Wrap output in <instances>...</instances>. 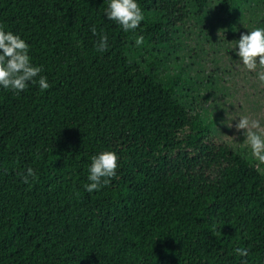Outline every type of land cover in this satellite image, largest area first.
Masks as SVG:
<instances>
[{"label":"trees","instance_id":"obj_1","mask_svg":"<svg viewBox=\"0 0 264 264\" xmlns=\"http://www.w3.org/2000/svg\"><path fill=\"white\" fill-rule=\"evenodd\" d=\"M137 2L144 20L125 32L109 0H0V25L50 84L0 87V264H264V172L157 72L192 7ZM249 2L221 0L235 12ZM103 151L118 155L117 175L89 193Z\"/></svg>","mask_w":264,"mask_h":264},{"label":"rangeland","instance_id":"obj_2","mask_svg":"<svg viewBox=\"0 0 264 264\" xmlns=\"http://www.w3.org/2000/svg\"><path fill=\"white\" fill-rule=\"evenodd\" d=\"M188 3L194 15L159 56L158 75L163 80L176 79L180 84L176 92L184 106L264 172V164L251 156L243 130L235 128L242 115L259 120L264 127V84L257 77L261 69L247 70L238 56V45L234 49L242 34L264 28V0H252L236 12L222 6L221 0H209L201 10L191 0ZM228 116L235 118L232 128L223 123Z\"/></svg>","mask_w":264,"mask_h":264},{"label":"clouds","instance_id":"obj_3","mask_svg":"<svg viewBox=\"0 0 264 264\" xmlns=\"http://www.w3.org/2000/svg\"><path fill=\"white\" fill-rule=\"evenodd\" d=\"M106 15L109 20L118 23L125 32H134L144 20V13L137 0H109ZM90 31L98 37L96 50L106 52L109 48L107 34L98 32L95 25L91 26ZM217 35L220 39L221 29ZM143 43V35L138 36L135 40L136 46ZM237 45V53L244 67L249 71H256L259 66L261 71L257 73V77L264 84V28L256 27L250 30V33L242 34L234 49ZM29 49V44L20 35L5 31L4 26L0 25V50H2L0 51V87L13 90L17 94L26 90L29 83L38 84L41 91L50 87L47 77L41 75L42 66L32 63ZM234 119L228 116L223 123L232 128ZM235 128L238 132L243 130L245 141L255 161L264 164V127L261 126L260 121L242 115ZM118 160L119 157L114 151H103L93 155L89 166V183L85 185L86 191L91 193L110 183L117 175ZM22 176L23 182L29 183L30 179L36 177V172L32 167H28ZM235 252L242 257L248 255L247 249L236 248ZM244 264H247V261Z\"/></svg>","mask_w":264,"mask_h":264}]
</instances>
